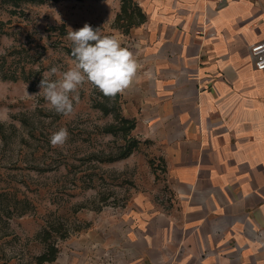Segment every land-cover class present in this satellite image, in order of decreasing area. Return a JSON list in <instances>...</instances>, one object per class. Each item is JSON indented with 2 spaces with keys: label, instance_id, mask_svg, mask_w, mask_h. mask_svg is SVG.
Listing matches in <instances>:
<instances>
[{
  "label": "rangeland",
  "instance_id": "1",
  "mask_svg": "<svg viewBox=\"0 0 264 264\" xmlns=\"http://www.w3.org/2000/svg\"><path fill=\"white\" fill-rule=\"evenodd\" d=\"M0 3V69H33L28 81L0 78V264H210L167 250L172 187L159 147L137 127L128 135L137 148L121 156L124 133L111 129L126 117L122 100L85 82L65 116L39 93L52 67L53 81L74 67L69 28L130 34L116 22L122 0ZM60 128L69 137L53 147Z\"/></svg>",
  "mask_w": 264,
  "mask_h": 264
},
{
  "label": "crops",
  "instance_id": "2",
  "mask_svg": "<svg viewBox=\"0 0 264 264\" xmlns=\"http://www.w3.org/2000/svg\"><path fill=\"white\" fill-rule=\"evenodd\" d=\"M136 1L147 20L120 39L141 67L121 108L165 164L167 250L264 264V71L250 51L264 0Z\"/></svg>",
  "mask_w": 264,
  "mask_h": 264
},
{
  "label": "clouds",
  "instance_id": "3",
  "mask_svg": "<svg viewBox=\"0 0 264 264\" xmlns=\"http://www.w3.org/2000/svg\"><path fill=\"white\" fill-rule=\"evenodd\" d=\"M67 39L73 45L74 67L55 81L49 76L56 74L58 68L52 67L38 85L39 93L57 113L67 116L74 111L73 100L78 101V88L85 82L95 86L103 96L113 99L133 85L141 65L134 53L122 46L120 37L101 35L100 29H93L85 23L77 30L69 28ZM68 137V130L60 128L50 136V144L63 146Z\"/></svg>",
  "mask_w": 264,
  "mask_h": 264
},
{
  "label": "trees",
  "instance_id": "4",
  "mask_svg": "<svg viewBox=\"0 0 264 264\" xmlns=\"http://www.w3.org/2000/svg\"><path fill=\"white\" fill-rule=\"evenodd\" d=\"M3 1L7 4H11V5H16V4H20L19 2L21 0H0V2ZM27 0H24V2ZM28 1H32V2H38V3H43L46 0H28ZM1 4V3H0ZM121 22V24H119L120 26V30L123 31V33L127 34L131 31L132 28L137 27V25H140L142 23H144L146 21V15L143 13L141 7L134 1V0H122V6H121V13L118 14L117 16V20L116 22ZM93 29H95V27H93ZM72 46H68L66 47V51L67 53L71 55V50H72ZM7 57L4 59L6 61ZM3 67L0 69V78L5 80H18V79H23L25 81L29 80V74L33 72L32 68L26 69L23 68L22 71H17L16 73H18L19 77L16 75V73H12L11 74V67H10V63L7 65H2ZM109 99V97H106ZM115 98H119L121 100V96L120 94H117V96ZM116 118L120 123V126L116 127V128H112L111 132H116L117 130H122L123 131V135L125 137L126 140V147L124 149V151L122 152V157L126 158L128 157L133 151L134 148H137L136 143L131 141V139H128V135L131 132L132 129H134L136 127V121L135 119L131 120L130 118H126L124 117L121 112H119L118 114H116Z\"/></svg>",
  "mask_w": 264,
  "mask_h": 264
},
{
  "label": "built area",
  "instance_id": "5",
  "mask_svg": "<svg viewBox=\"0 0 264 264\" xmlns=\"http://www.w3.org/2000/svg\"><path fill=\"white\" fill-rule=\"evenodd\" d=\"M250 51L255 68L258 71H264V40L253 44Z\"/></svg>",
  "mask_w": 264,
  "mask_h": 264
}]
</instances>
